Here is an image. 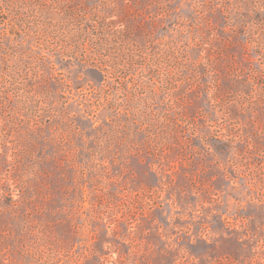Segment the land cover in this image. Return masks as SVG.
<instances>
[{"label":"rangeland","instance_id":"374dc122","mask_svg":"<svg viewBox=\"0 0 264 264\" xmlns=\"http://www.w3.org/2000/svg\"><path fill=\"white\" fill-rule=\"evenodd\" d=\"M0 264H264V0H0Z\"/></svg>","mask_w":264,"mask_h":264}]
</instances>
